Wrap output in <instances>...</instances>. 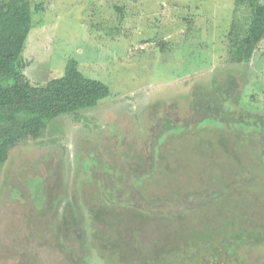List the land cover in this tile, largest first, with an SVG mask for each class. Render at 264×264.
<instances>
[{
  "label": "rangeland",
  "instance_id": "rangeland-1",
  "mask_svg": "<svg viewBox=\"0 0 264 264\" xmlns=\"http://www.w3.org/2000/svg\"><path fill=\"white\" fill-rule=\"evenodd\" d=\"M235 2L29 0L30 81L75 59L111 94L11 151L0 264H264V39L229 61Z\"/></svg>",
  "mask_w": 264,
  "mask_h": 264
},
{
  "label": "trees",
  "instance_id": "trees-1",
  "mask_svg": "<svg viewBox=\"0 0 264 264\" xmlns=\"http://www.w3.org/2000/svg\"><path fill=\"white\" fill-rule=\"evenodd\" d=\"M28 5L29 0H0V176L13 149L40 139L58 116L95 107L111 94L109 85L86 76L75 59L62 76L41 84L30 81L23 60L31 29ZM233 14L228 58L248 62L264 39V1L236 0ZM221 251L223 246L217 253ZM227 257L224 253L223 264H228Z\"/></svg>",
  "mask_w": 264,
  "mask_h": 264
}]
</instances>
